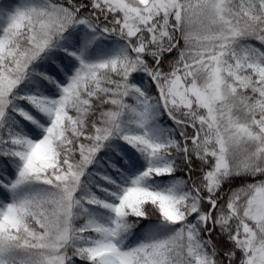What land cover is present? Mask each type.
Masks as SVG:
<instances>
[{
	"label": "snow or ice",
	"instance_id": "1",
	"mask_svg": "<svg viewBox=\"0 0 264 264\" xmlns=\"http://www.w3.org/2000/svg\"><path fill=\"white\" fill-rule=\"evenodd\" d=\"M0 264H264V0H0Z\"/></svg>",
	"mask_w": 264,
	"mask_h": 264
}]
</instances>
